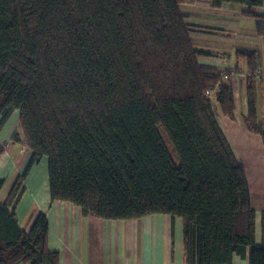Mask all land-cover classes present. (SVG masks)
Listing matches in <instances>:
<instances>
[{
    "label": "trees",
    "instance_id": "obj_1",
    "mask_svg": "<svg viewBox=\"0 0 264 264\" xmlns=\"http://www.w3.org/2000/svg\"><path fill=\"white\" fill-rule=\"evenodd\" d=\"M193 1L263 19L264 0ZM188 18L181 0H0V134L18 110L12 140L33 152L0 202V264H60L48 217L27 234L16 215L43 157L52 201L111 221L179 218L186 264H264L245 169L216 109L235 119L232 72L200 64ZM245 122L264 138L252 99Z\"/></svg>",
    "mask_w": 264,
    "mask_h": 264
},
{
    "label": "crops",
    "instance_id": "obj_2",
    "mask_svg": "<svg viewBox=\"0 0 264 264\" xmlns=\"http://www.w3.org/2000/svg\"><path fill=\"white\" fill-rule=\"evenodd\" d=\"M206 16L193 24V37L200 49L206 54L198 57L201 65L220 71H239L240 75H231V86L235 99V119L225 116L220 104L216 103L221 126L232 146L233 152L245 169L251 204L255 211L256 244L264 243V138L249 129L245 119L249 117L250 100H253L256 117L264 126V80L246 77L242 73L252 68L264 70V34H258L257 24L264 21V6L256 12L263 19L244 16L242 9L233 4L221 8L212 7L209 2ZM218 11L222 14H215ZM193 18V16L191 17ZM249 50L247 57L241 53ZM17 112V118L19 111ZM14 113V112H13ZM15 123L4 125L0 134V143L5 153L0 156V179L4 185L0 191V202L10 195L18 178L26 170L33 152L25 142H14L12 136ZM48 158L37 161L23 184L25 191L19 202L16 215L18 224L25 233H29L39 214L44 213L49 220L48 245L52 251L60 254V264H186L184 261L183 224L177 218L163 223L156 218L154 226L166 229L170 225V237L163 245L151 244L146 237L153 229L148 222L138 228V220L111 221L84 215L81 209L69 202L52 201L49 182ZM169 216L156 214L155 216ZM147 216L143 219H146ZM171 217V216H170ZM142 219V220H143ZM159 219V221H158ZM176 220L179 221L176 225ZM154 221V223H153ZM175 225L179 228V240L173 242ZM123 228L128 234L141 231L142 242H138L140 255L136 253V242L121 248ZM169 229L164 233L168 234ZM161 257H157L159 253ZM154 254L156 256H154ZM249 264L248 259L236 256L233 264Z\"/></svg>",
    "mask_w": 264,
    "mask_h": 264
},
{
    "label": "rangeland",
    "instance_id": "obj_3",
    "mask_svg": "<svg viewBox=\"0 0 264 264\" xmlns=\"http://www.w3.org/2000/svg\"><path fill=\"white\" fill-rule=\"evenodd\" d=\"M207 7H208V4L203 2V1L181 0V8H182V10L187 15H189V18L187 20H188V24H189L190 29H191L192 32H195L194 28L192 29L193 24L195 25L196 22L201 21V17L206 16L207 15L206 13L211 11V10L207 9ZM211 12H213V11H211ZM214 13L215 14H222V13H219L218 11H214ZM192 16H193V18H191ZM261 24H264V21L261 22ZM19 115H20V112H19ZM19 115H18V118L13 121L15 123L16 130L20 129V127H19ZM14 116L17 117V112H15V111L11 115V117L9 118L8 123L11 121V119ZM160 133H161V136L163 137V139L165 140V142L169 143L168 138H167V136H166V134H165V132H164V130L162 128H160ZM24 142H26V141H24ZM169 148H171L170 144H169ZM151 216L152 217H148L146 219L142 218L143 220L142 219L140 220V223L137 224L138 228L140 230L142 229L143 223L146 222L145 220H148L149 224L151 226H153L151 224V221L156 219V218L162 219L163 223H165L167 221H170L172 219L170 216H163L164 218L160 217L162 215H158V216L151 215ZM159 219H158V221H159ZM178 222L179 221L176 220V225L178 224V226H179ZM153 223H154V221H153ZM176 225L174 227V230L171 229V233L173 232V242L175 240L178 242V240H179V228ZM167 229H169V231H168V234L165 235L164 232ZM150 231H151L150 234H148L147 237H146V239H147V241L149 243H151V244L158 243L159 245H163L164 243L168 242V237H170V225L168 227H166V229H164V226L162 228L159 227V224H158V226L154 225L153 229H151ZM142 240H144V239H143V234H142L141 231H137L135 234H128L127 233V228L126 229L123 228L122 238L120 240V246L122 248V247H124L126 245V242H128V246L133 245V242H136V253L140 255L141 249L139 248V244H137V243L138 242H142ZM154 256H156V255L154 254ZM161 256H162V253L160 252L157 257H161Z\"/></svg>",
    "mask_w": 264,
    "mask_h": 264
},
{
    "label": "built area",
    "instance_id": "obj_4",
    "mask_svg": "<svg viewBox=\"0 0 264 264\" xmlns=\"http://www.w3.org/2000/svg\"><path fill=\"white\" fill-rule=\"evenodd\" d=\"M240 74H241V72H239V71H233L232 72V75H240ZM242 74L246 77H254L256 79L264 80V70H262V69H256L254 71L249 70V71L243 72ZM215 90H216V88H213V89L209 90L207 93L213 94ZM25 144H26V142H25Z\"/></svg>",
    "mask_w": 264,
    "mask_h": 264
},
{
    "label": "bare ground",
    "instance_id": "obj_5",
    "mask_svg": "<svg viewBox=\"0 0 264 264\" xmlns=\"http://www.w3.org/2000/svg\"><path fill=\"white\" fill-rule=\"evenodd\" d=\"M17 119V117L16 116H14L12 119H11V121H10V124L14 121V120H16ZM14 123V122H13ZM238 264V263H237Z\"/></svg>",
    "mask_w": 264,
    "mask_h": 264
}]
</instances>
